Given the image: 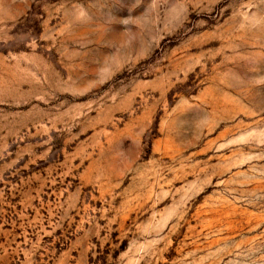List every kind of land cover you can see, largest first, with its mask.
Here are the masks:
<instances>
[{"label": "rangeland", "instance_id": "obj_1", "mask_svg": "<svg viewBox=\"0 0 264 264\" xmlns=\"http://www.w3.org/2000/svg\"><path fill=\"white\" fill-rule=\"evenodd\" d=\"M0 264H264V0H0Z\"/></svg>", "mask_w": 264, "mask_h": 264}]
</instances>
